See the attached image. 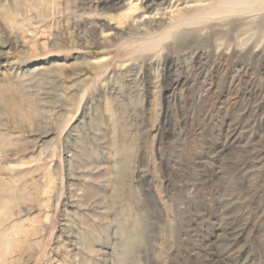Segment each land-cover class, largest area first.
Returning <instances> with one entry per match:
<instances>
[{
  "label": "rangeland",
  "instance_id": "374dc122",
  "mask_svg": "<svg viewBox=\"0 0 264 264\" xmlns=\"http://www.w3.org/2000/svg\"><path fill=\"white\" fill-rule=\"evenodd\" d=\"M223 1L0 0V264H264V0Z\"/></svg>",
  "mask_w": 264,
  "mask_h": 264
},
{
  "label": "bare ground",
  "instance_id": "6f19581e",
  "mask_svg": "<svg viewBox=\"0 0 264 264\" xmlns=\"http://www.w3.org/2000/svg\"><path fill=\"white\" fill-rule=\"evenodd\" d=\"M223 1V0H222ZM249 3L247 0H224L223 2H219V6L215 9L216 12H218L219 10H225V12H237V5H241L242 3ZM167 5V4H166ZM156 11V10H155ZM159 12V11H158ZM163 14V13H162ZM139 19V18H138ZM144 29V28H143ZM249 42V41H248ZM3 43V42H2ZM0 43V47L4 48L5 45ZM7 46V45H6ZM1 52V51H0ZM203 133V132H202ZM206 180V179H205ZM194 196V195H193ZM135 225V232H133L134 234H132L131 232L127 231L128 229H123L126 233H127V245L129 248H131V246L133 245L134 242L139 241L140 239V232L139 229L141 230L140 226H139V222L136 220L134 223ZM123 227V226H122ZM125 227V226H124ZM127 227V226H126ZM132 228V227H131ZM134 229V228H133ZM132 229V230H133ZM125 241V242H126ZM114 244V243H113ZM124 247V246H123ZM122 247V248H123ZM128 250V249H127ZM107 254V251H106ZM128 255V254H127Z\"/></svg>",
  "mask_w": 264,
  "mask_h": 264
}]
</instances>
